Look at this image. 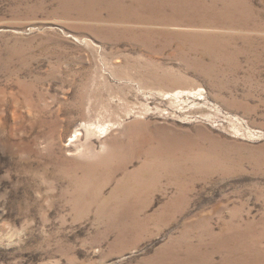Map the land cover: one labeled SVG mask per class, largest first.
<instances>
[{
	"label": "rangeland",
	"instance_id": "obj_1",
	"mask_svg": "<svg viewBox=\"0 0 264 264\" xmlns=\"http://www.w3.org/2000/svg\"><path fill=\"white\" fill-rule=\"evenodd\" d=\"M0 264H264V0H0Z\"/></svg>",
	"mask_w": 264,
	"mask_h": 264
},
{
	"label": "bare ground",
	"instance_id": "obj_2",
	"mask_svg": "<svg viewBox=\"0 0 264 264\" xmlns=\"http://www.w3.org/2000/svg\"><path fill=\"white\" fill-rule=\"evenodd\" d=\"M75 138H77V136H75Z\"/></svg>",
	"mask_w": 264,
	"mask_h": 264
}]
</instances>
